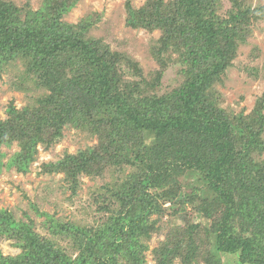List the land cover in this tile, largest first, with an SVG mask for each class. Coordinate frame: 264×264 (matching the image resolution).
<instances>
[{
  "label": "trees",
  "instance_id": "trees-1",
  "mask_svg": "<svg viewBox=\"0 0 264 264\" xmlns=\"http://www.w3.org/2000/svg\"><path fill=\"white\" fill-rule=\"evenodd\" d=\"M76 2L46 0L31 10L0 0V73L22 62L25 78L43 90L33 104L6 106L0 170L26 174L39 145L47 150L65 128H76L97 142L42 162L41 173L62 174L75 194L84 176L103 177L110 168L130 172L92 195L95 226L46 214L52 236L42 235L31 221L0 208V239L19 249L14 255L0 250V264H147L148 242L160 233L163 216L167 230L150 249L154 264H224L233 254L234 264H264V92L249 113H235L222 106L216 86L264 18V5L145 0L134 7L127 0L129 27L160 31L151 46L158 67L146 76L136 60L88 34L101 12L63 20ZM258 51L253 48V58ZM172 65L182 81L161 93ZM14 143L18 149L3 161L2 147Z\"/></svg>",
  "mask_w": 264,
  "mask_h": 264
},
{
  "label": "rangeland",
  "instance_id": "rangeland-1",
  "mask_svg": "<svg viewBox=\"0 0 264 264\" xmlns=\"http://www.w3.org/2000/svg\"><path fill=\"white\" fill-rule=\"evenodd\" d=\"M22 8L28 5L31 10L42 7L46 0H9ZM127 0H77L73 8L63 16V20L76 23L81 18L95 12H101V21L95 23L88 34L107 43L111 50L120 51L136 60L141 66L144 75L149 76L158 67L151 55V46L158 44L160 31H147L142 28H131L126 24L125 2ZM134 7H140L145 0H128ZM225 1V0H223ZM252 7L264 5V0H247ZM94 17V16H93ZM251 37L239 45L236 57L222 83L216 86L223 96L222 106L235 113L242 109L247 114L254 107L255 100L264 92V18H260L253 26ZM258 47V56L253 58L251 52ZM257 70L258 76H248L244 69ZM176 65L170 66L162 79L159 92H166L182 81V76ZM15 81L20 82L17 85ZM43 93L27 77L24 76L22 62H11L0 73V118L6 116V106L10 101L21 107L33 104L34 98ZM63 138L49 149L44 150L40 145L35 161L26 174L18 173L15 169L2 167L0 170V208L11 211L17 220L31 221L33 229L42 235H51L44 221L46 214L63 222H73L81 226H95L99 222L96 205L93 204L92 195L105 190L106 184H112L118 177L130 172L125 168L123 172L108 169L103 177L81 178V183L75 194H71L63 181L62 174L41 173V163L60 158L64 152L74 153L88 145L97 142L95 136L76 128H65ZM264 137V132H263ZM18 149L14 143L7 149L3 161ZM264 157V154H263ZM188 190V187H186ZM188 211V206H186ZM155 215L152 217L154 218ZM191 217V212L188 214ZM174 222L177 220H173ZM179 221V220H178ZM171 224V221H169ZM178 223V222H175ZM167 216L157 222L161 226L160 233H154L148 242L150 249L163 239ZM173 225V224H171ZM63 246H69L68 240L60 236H53ZM67 246V247H68ZM150 249L146 252L147 264H154ZM0 250L4 255H14L19 249L13 241L0 239ZM238 262L237 254L228 255L224 264ZM174 264H179L175 261ZM196 264V263H194Z\"/></svg>",
  "mask_w": 264,
  "mask_h": 264
}]
</instances>
